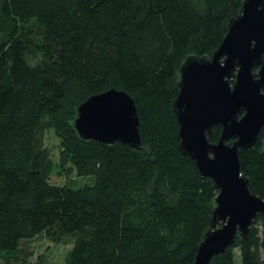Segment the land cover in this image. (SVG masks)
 <instances>
[{
  "label": "trees",
  "instance_id": "trees-1",
  "mask_svg": "<svg viewBox=\"0 0 264 264\" xmlns=\"http://www.w3.org/2000/svg\"><path fill=\"white\" fill-rule=\"evenodd\" d=\"M243 1L0 0V264H31L26 243L41 236L70 239L63 264L194 263L218 189L180 150L173 101L182 63L212 56ZM111 88L135 99L140 148L74 126L78 106ZM50 122L76 185L51 180ZM239 155L264 198V128ZM236 250L264 264V213L208 264H237Z\"/></svg>",
  "mask_w": 264,
  "mask_h": 264
},
{
  "label": "water",
  "instance_id": "water-1",
  "mask_svg": "<svg viewBox=\"0 0 264 264\" xmlns=\"http://www.w3.org/2000/svg\"><path fill=\"white\" fill-rule=\"evenodd\" d=\"M179 75L173 111L180 150L218 189L213 228L205 232L193 263L208 264L238 235L247 237L257 214L264 213V198L251 191L239 155L240 148L256 144L264 128V0H244L212 56L189 55ZM216 125L221 136L211 142ZM74 126L87 140L132 148L143 143L138 107L124 89L89 96L78 106Z\"/></svg>",
  "mask_w": 264,
  "mask_h": 264
},
{
  "label": "rangeland",
  "instance_id": "rangeland-1",
  "mask_svg": "<svg viewBox=\"0 0 264 264\" xmlns=\"http://www.w3.org/2000/svg\"><path fill=\"white\" fill-rule=\"evenodd\" d=\"M10 27V23L7 20H3L0 23V36L3 32H6ZM55 122H50L44 135V146L49 150L50 157L54 164V171L51 176V180L55 184L64 185L72 184L76 185V180L81 179L76 175V170L70 162H63L61 159L62 147L61 138L55 130ZM64 173H59V172ZM64 243L62 240H54L48 236H41L37 239L26 243V249L30 253L29 261L31 264H39L42 261L43 264H63L65 262L68 251L71 248V244ZM236 262L241 264V255L237 251ZM264 255V254H263Z\"/></svg>",
  "mask_w": 264,
  "mask_h": 264
}]
</instances>
